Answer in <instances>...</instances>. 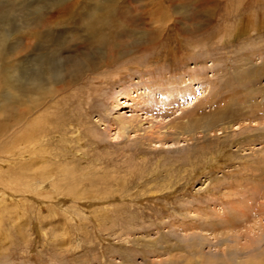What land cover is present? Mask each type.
<instances>
[{
  "label": "rangeland",
  "instance_id": "374dc122",
  "mask_svg": "<svg viewBox=\"0 0 264 264\" xmlns=\"http://www.w3.org/2000/svg\"><path fill=\"white\" fill-rule=\"evenodd\" d=\"M36 104L0 264H264V0H0V151Z\"/></svg>",
  "mask_w": 264,
  "mask_h": 264
},
{
  "label": "bare ground",
  "instance_id": "6f19581e",
  "mask_svg": "<svg viewBox=\"0 0 264 264\" xmlns=\"http://www.w3.org/2000/svg\"><path fill=\"white\" fill-rule=\"evenodd\" d=\"M93 15H95V16H100L99 14H98V12H95ZM156 22V21H155ZM157 23V22H156ZM158 24V23H157ZM153 25V24H152ZM154 26V25H153ZM156 26V25H155ZM158 30H162L163 29V27H162V25L159 23V26L158 27H156ZM248 30H252V32L253 33H256L257 31H258V29H257V24H255L254 22H252V21H250L249 22V24L244 28V31L242 32L243 34L242 35H246L247 34V31ZM111 36H112V34H104V36H103V40H105L106 41V39L108 38V37H110L111 38ZM115 56V55H114ZM256 69V68H255ZM78 70H80V69H78ZM254 71V70H253ZM254 75H256V73L254 74ZM239 78V79H238ZM238 78H237V80H238V82L239 83H242L241 81H243L242 80V77L239 75L238 76ZM187 81V80H186ZM189 81V80H188ZM246 83V82H245ZM244 84V83H243ZM62 89H63V87H61ZM249 88V87H248ZM192 89V88H191ZM190 89V90H191ZM194 89H198V88H195L194 87ZM134 90V89H133ZM129 91V92H127V93H124V94H118L117 95V97H116V99L114 100V103H117V107H116V111H119L120 109H121V107H119L120 105H122V104H119L122 100L124 101V103H126L127 102V105H128V107H131V106H133V104L136 106L137 104H139L140 103V101H139V99L141 98V94L139 95V91ZM146 97H147V95H146ZM154 97V96H153ZM254 97V96H253ZM133 101L132 103L130 102V101ZM149 100V103L152 101V100H154L153 98H149L148 99ZM128 102H130V103H128ZM167 102H169V101H167ZM257 102V101H256ZM148 103V104H149ZM163 103V102H162ZM227 103V104H226ZM228 104H231V102H224V105L225 106H227ZM141 106V105H140ZM140 106H138V109L141 111V107ZM229 106V105H228ZM42 107V106H41ZM45 108H47V107H45ZM258 108V107H257ZM259 108H261V106L259 107ZM258 108V109H259ZM49 109H51L50 107H49ZM137 109V108H136ZM39 110H40V106H39V104H36L35 106H33V107H30V108H28V109H26V110H23L22 111V115H21V122H20V127L18 128V134H19V139L20 138H22V140H20L19 142L22 144V145H19L17 142L18 141H16V143H14L13 145H11L9 148H6V149H4V150H2V151H0V164L2 165V167H4L5 166V164L7 163H12L14 160H16V159H18V158H20V159H25V158H27L26 156L29 154L30 155V153H29V150H30V147L32 146H34L35 145V142H34V140L31 138V136L33 137L34 136V132L35 131H41L40 129H42L43 128V126H42V124H41V122H40V119H38V118H36L35 116H36V114H38L39 113ZM133 111V110H132ZM131 111V112H132ZM144 111V110H143ZM261 111V110H260ZM117 114H119V112L117 113ZM229 114V113H228ZM258 114V113H257ZM44 115V114H43ZM220 115L221 116H219V115H216V118L217 119H221V118H227L228 116H227V112L226 113H224V111L222 110L221 111V113H220ZM247 115V114H246ZM245 115V117H246V119L248 118L247 116ZM248 115H251V112L250 113H248ZM117 118H119V116L117 115L116 116ZM231 117V116H230ZM138 116H137V118H134V120H132L131 122L129 121L128 123H130V124H132L134 121L135 122H138ZM32 119V120H31ZM222 119V120H223ZM259 119V118H258ZM257 119V120H258ZM123 120H121V119H119V120H117V125H119V126H121L122 127V129H125L124 128V125H121V123L120 122H122ZM243 122V121H242ZM256 123V122H255ZM139 124H140V122H139ZM40 128V129H39ZM193 130V129H192ZM36 134V133H35ZM39 134V133H38ZM37 134V135H38ZM43 134V133H42ZM35 137V136H34ZM23 140H26L27 141V143L25 144L24 143V141ZM37 142V141H36ZM27 145H29V147L27 146ZM24 147V148H23ZM23 149V150H22ZM37 150V149H36ZM15 152V153H14ZM27 154V155H26ZM33 163V162H32ZM0 172H2V170H0ZM0 180H1V178H0ZM66 180V179H65ZM60 181V180H59ZM41 183V182H40ZM50 183V182H49ZM39 184V183H38ZM37 184V185H38ZM1 185H3L2 183H0V186ZM4 187V186H3ZM2 188V187H1ZM3 189V191H6L7 190V188L5 187V188H2ZM56 189V188H55ZM57 190H58V188H57ZM59 191V190H58ZM9 192V191H8ZM73 192H74V190H73ZM68 193V192H67ZM55 194V193H54ZM59 194V193H58ZM64 194V193H63ZM67 195H69V193L67 194ZM3 196H2V193L0 192V199L2 198ZM57 197V196H56ZM6 198H8V197H6ZM62 198V197H61ZM80 198V197H79ZM44 202V201H43ZM56 202V201H55ZM252 239V238H251Z\"/></svg>",
  "mask_w": 264,
  "mask_h": 264
}]
</instances>
